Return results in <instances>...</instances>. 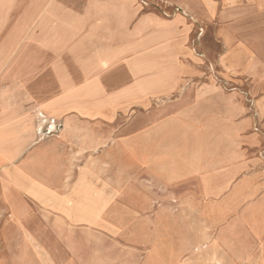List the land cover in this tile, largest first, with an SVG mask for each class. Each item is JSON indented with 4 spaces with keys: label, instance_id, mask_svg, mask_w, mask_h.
<instances>
[{
    "label": "crops",
    "instance_id": "crops-1",
    "mask_svg": "<svg viewBox=\"0 0 264 264\" xmlns=\"http://www.w3.org/2000/svg\"><path fill=\"white\" fill-rule=\"evenodd\" d=\"M163 1L216 25L220 61L247 79L250 107L241 86L226 92L206 82L169 105L168 129L148 128L145 115L115 129L111 115L67 111L68 94L81 105L85 74L111 64L81 47L76 27H107L114 0H0V254L21 249L35 264H80L77 234L107 227L116 211L156 217L164 190L170 202L217 216L245 202L242 229L220 232L211 248L223 264L229 250L251 251L243 264H264V132L252 129L260 122L264 131V69L255 65L264 57V0ZM183 125L216 145H177ZM130 152L148 179L127 181Z\"/></svg>",
    "mask_w": 264,
    "mask_h": 264
},
{
    "label": "rangeland",
    "instance_id": "rangeland-1",
    "mask_svg": "<svg viewBox=\"0 0 264 264\" xmlns=\"http://www.w3.org/2000/svg\"><path fill=\"white\" fill-rule=\"evenodd\" d=\"M129 1L114 0L113 8L108 11L107 27H76L77 30L80 28L81 47L107 54L111 64L97 73L85 74L80 91L81 105L77 107L76 95L68 94L67 111L80 108L85 114L111 115L115 129H121L137 115H145L151 119L148 128L162 126L168 129L170 121L175 120L171 119L169 105L184 96L186 88L201 87L206 82L214 83L226 92L241 86V95L250 107L247 79L235 77L220 61L221 48L214 23L194 22L183 14L177 3ZM204 1L213 3V0ZM100 11L97 10V14ZM89 38L97 41L89 42ZM255 65L264 69V57L256 58ZM90 78L94 87L88 84ZM71 92L67 90V93ZM73 99H76V105ZM261 124L255 123L252 129L263 133ZM177 129L181 132L176 138L177 145L185 149L205 150L216 145V141L206 134L195 136L196 133L186 125ZM231 141L227 137L224 144L231 145ZM259 150L264 151V140ZM126 162L128 168L122 172L126 173L127 181L136 183L148 179V171L136 154L130 152ZM100 172L104 174L106 170ZM107 172L116 174L121 170ZM165 193L163 190L162 201L158 203L161 210H157L156 217L153 210L145 216L116 211L107 227L100 226L95 232L83 229L76 235L81 247L78 263L223 264L211 247L225 229H242L238 221L245 202L235 203L217 216L211 208L205 211L200 205L189 208L183 202H170ZM249 252L229 250L230 258L224 264H243L247 259L245 254ZM0 259V264L36 263L28 251L21 249L4 248Z\"/></svg>",
    "mask_w": 264,
    "mask_h": 264
},
{
    "label": "bare ground",
    "instance_id": "bare-ground-1",
    "mask_svg": "<svg viewBox=\"0 0 264 264\" xmlns=\"http://www.w3.org/2000/svg\"><path fill=\"white\" fill-rule=\"evenodd\" d=\"M186 86V85H185ZM181 94V93H180ZM95 140V139H94ZM191 152V151H190ZM79 159V158H78ZM218 260V259H217Z\"/></svg>",
    "mask_w": 264,
    "mask_h": 264
}]
</instances>
